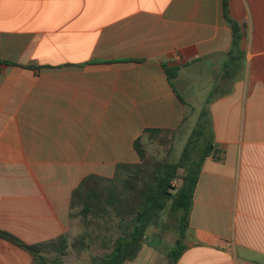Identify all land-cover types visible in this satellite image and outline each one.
<instances>
[{
    "label": "crops",
    "instance_id": "1",
    "mask_svg": "<svg viewBox=\"0 0 264 264\" xmlns=\"http://www.w3.org/2000/svg\"><path fill=\"white\" fill-rule=\"evenodd\" d=\"M229 8L240 48L223 0H0V231L69 235L85 177L208 109L224 157L202 167L177 264H264V0ZM0 264L32 257L0 238Z\"/></svg>",
    "mask_w": 264,
    "mask_h": 264
},
{
    "label": "trees",
    "instance_id": "2",
    "mask_svg": "<svg viewBox=\"0 0 264 264\" xmlns=\"http://www.w3.org/2000/svg\"><path fill=\"white\" fill-rule=\"evenodd\" d=\"M229 2L223 0L224 14L233 30L235 45L240 48L243 28L231 18ZM166 72L171 80L176 77L171 69ZM146 134L152 137L160 132L148 130ZM136 149L140 163L118 165L112 178L87 176L73 191L70 218L81 221V231L73 240L62 235L30 245L4 231H0V238L29 252L32 264H63L71 252L88 253L93 246L103 253L94 256L92 264H126L138 257L148 228L158 223L170 205L172 212L180 213L176 219L179 249L170 255L177 264L187 249L184 241L202 167L210 157H224L215 148L209 110L200 113L177 162L170 158L173 148L161 159L147 156L142 139L136 142Z\"/></svg>",
    "mask_w": 264,
    "mask_h": 264
},
{
    "label": "rangeland",
    "instance_id": "3",
    "mask_svg": "<svg viewBox=\"0 0 264 264\" xmlns=\"http://www.w3.org/2000/svg\"><path fill=\"white\" fill-rule=\"evenodd\" d=\"M176 87L178 92L187 99V96H184V90L180 81H176ZM205 105L206 103L203 109L208 107H205ZM195 123L194 118H190L182 131L177 134L176 138L171 133H166L151 140L148 138L144 139L143 145L147 156L158 159L164 158L170 152V148L173 147L170 158L174 162H177L189 140ZM180 185L181 182L178 183V186ZM178 216H180V213L172 212L169 205L168 209L162 212L158 223L148 228L146 238L143 241L142 248L144 250L141 256L129 264H174V259L170 255L176 249H179L176 245V241L179 239V228L176 220ZM71 226V232L68 235L70 241L80 233L81 221L79 219H73ZM102 253L103 250L96 246H93L92 250L88 253L79 254L71 252L64 259L63 264H92L93 257Z\"/></svg>",
    "mask_w": 264,
    "mask_h": 264
}]
</instances>
